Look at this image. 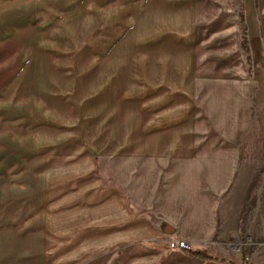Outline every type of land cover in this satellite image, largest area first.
I'll return each instance as SVG.
<instances>
[{
  "label": "crops",
  "instance_id": "obj_1",
  "mask_svg": "<svg viewBox=\"0 0 264 264\" xmlns=\"http://www.w3.org/2000/svg\"><path fill=\"white\" fill-rule=\"evenodd\" d=\"M45 1L0 0V109H10L28 31L37 49ZM141 2L140 77L154 105L141 108L144 132L104 160L121 192L116 214L85 225L84 264H264V0ZM9 130L0 123L8 143ZM34 184L44 187L42 174ZM180 240L187 249L169 247ZM43 241L17 263L44 264Z\"/></svg>",
  "mask_w": 264,
  "mask_h": 264
},
{
  "label": "rangeland",
  "instance_id": "obj_2",
  "mask_svg": "<svg viewBox=\"0 0 264 264\" xmlns=\"http://www.w3.org/2000/svg\"><path fill=\"white\" fill-rule=\"evenodd\" d=\"M141 1L38 5L37 49L29 50L28 31L10 109H0L11 135L8 143L1 131L0 264H18L22 251L37 254L42 239L44 264H84L85 225L116 214L121 190L110 183L104 160L115 142L144 132L149 119L141 108L154 105L140 77L141 62H148ZM37 174L44 187H27Z\"/></svg>",
  "mask_w": 264,
  "mask_h": 264
},
{
  "label": "built area",
  "instance_id": "obj_3",
  "mask_svg": "<svg viewBox=\"0 0 264 264\" xmlns=\"http://www.w3.org/2000/svg\"><path fill=\"white\" fill-rule=\"evenodd\" d=\"M169 247L171 249L178 248V249H187V243L183 240L177 241V242H171L169 244Z\"/></svg>",
  "mask_w": 264,
  "mask_h": 264
},
{
  "label": "trees",
  "instance_id": "obj_4",
  "mask_svg": "<svg viewBox=\"0 0 264 264\" xmlns=\"http://www.w3.org/2000/svg\"><path fill=\"white\" fill-rule=\"evenodd\" d=\"M189 254L193 257H202V258H210L206 255H203V254H196V253H192V252H189ZM210 259H213V258H210Z\"/></svg>",
  "mask_w": 264,
  "mask_h": 264
}]
</instances>
